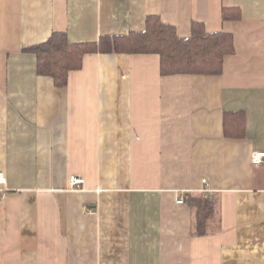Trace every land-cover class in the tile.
<instances>
[{
  "label": "crops",
  "instance_id": "crops-1",
  "mask_svg": "<svg viewBox=\"0 0 264 264\" xmlns=\"http://www.w3.org/2000/svg\"><path fill=\"white\" fill-rule=\"evenodd\" d=\"M151 14L183 37L193 22L233 33L222 73L162 75L158 53H87L64 87L38 74L29 48L53 32L98 41L145 30ZM255 150L264 0H0V264H264ZM206 187L218 206L196 235L177 194Z\"/></svg>",
  "mask_w": 264,
  "mask_h": 264
},
{
  "label": "trees",
  "instance_id": "trees-1",
  "mask_svg": "<svg viewBox=\"0 0 264 264\" xmlns=\"http://www.w3.org/2000/svg\"><path fill=\"white\" fill-rule=\"evenodd\" d=\"M239 8H224L225 20H237ZM36 54L38 74L49 76L57 87L68 83L69 73L83 66L87 53H158L161 74L179 73L220 75L224 57L235 52L233 33H209L200 22H193L189 37L179 34L176 26L166 23L157 14L147 17L143 31L128 35H103L98 41L71 42L66 32L55 31L40 44L29 48ZM239 128H245V115L236 113ZM242 116V117H241ZM188 203L193 210L195 234L205 235L214 218L218 200L208 192H191Z\"/></svg>",
  "mask_w": 264,
  "mask_h": 264
},
{
  "label": "built area",
  "instance_id": "built-area-1",
  "mask_svg": "<svg viewBox=\"0 0 264 264\" xmlns=\"http://www.w3.org/2000/svg\"><path fill=\"white\" fill-rule=\"evenodd\" d=\"M252 162L256 165H261L264 163V150H255L252 153ZM204 182L209 185L207 183V179L204 180ZM6 183V175L3 171H0V186L5 185ZM85 183V179L81 176L78 175H72L70 177V184H71V188L72 189H78L83 187ZM202 191L211 193V189L209 187H206L205 189H203ZM190 191L187 190H178V194H177V202L179 204H185L190 196ZM2 200V197L0 196V201ZM264 251V248H263Z\"/></svg>",
  "mask_w": 264,
  "mask_h": 264
},
{
  "label": "rangeland",
  "instance_id": "rangeland-1",
  "mask_svg": "<svg viewBox=\"0 0 264 264\" xmlns=\"http://www.w3.org/2000/svg\"><path fill=\"white\" fill-rule=\"evenodd\" d=\"M96 53H100V52H96Z\"/></svg>",
  "mask_w": 264,
  "mask_h": 264
}]
</instances>
